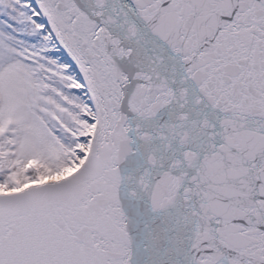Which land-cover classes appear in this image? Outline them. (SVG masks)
Wrapping results in <instances>:
<instances>
[{"label": "snow or ice", "instance_id": "1", "mask_svg": "<svg viewBox=\"0 0 264 264\" xmlns=\"http://www.w3.org/2000/svg\"><path fill=\"white\" fill-rule=\"evenodd\" d=\"M0 264H264V0H0Z\"/></svg>", "mask_w": 264, "mask_h": 264}]
</instances>
